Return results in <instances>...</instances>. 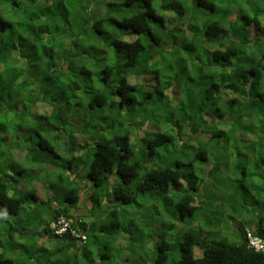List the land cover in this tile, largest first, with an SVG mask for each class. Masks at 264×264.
<instances>
[{
	"label": "trees",
	"instance_id": "1",
	"mask_svg": "<svg viewBox=\"0 0 264 264\" xmlns=\"http://www.w3.org/2000/svg\"><path fill=\"white\" fill-rule=\"evenodd\" d=\"M1 111L0 264H264V0H0Z\"/></svg>",
	"mask_w": 264,
	"mask_h": 264
},
{
	"label": "rangeland",
	"instance_id": "2",
	"mask_svg": "<svg viewBox=\"0 0 264 264\" xmlns=\"http://www.w3.org/2000/svg\"><path fill=\"white\" fill-rule=\"evenodd\" d=\"M169 1L172 2V3H174V4H176V5L178 3H180V2H182V0H169ZM165 2L167 3L168 0H165ZM179 9H185V8L182 7V6H180ZM26 11H27L26 9H18L17 11L8 10V11H6V14H7V17L9 16V18H12V19L15 18L17 20V22H19V19L25 20L24 17H27L29 15V14L25 13ZM173 16L176 19H178V17L175 14ZM173 16L171 15L170 18H172ZM172 21H173V19H172ZM14 26L17 28V27H19V24L14 23ZM221 94H222L223 97H228L229 96V94H228L227 91H223ZM42 108H43V106H38V110H41L42 111ZM47 108H48V106H45L44 112H47ZM48 110H49V108H48ZM8 115H9V113H6L5 111H1L0 112V119L8 118ZM31 118L32 117H30L29 119H26L25 122H23V124H21L22 133H29L28 135H30L31 134V131L35 127L34 124L39 122V121L36 122V121H34L33 118H32L33 120ZM212 128H213V131H215V128L213 126H212ZM198 168H199V166H197V169ZM207 169H208V167H206V170ZM205 172H204L203 176H204L205 182L207 183L208 182V179L205 176ZM227 173L225 174L226 175L225 176V179L228 177L227 176ZM237 177H239L238 174H237ZM227 182H228V180H226L225 183H227ZM233 185H234V182L233 181L230 182L231 189L233 188ZM225 186H227V185L225 184ZM37 189H38L39 195L41 197H44V195H45V189H44V187L43 186H39ZM224 193H225V196L226 195H229L231 193V190H224ZM83 198H84V195L82 194V196L80 198V201L78 202L77 208L71 209V211H73V213L75 215L80 216V215H85L87 213V210H86L87 209V207H86V203L87 202L86 201L84 202L83 201ZM197 199L203 201L202 205L207 201V198H203L202 195H198V198ZM227 208L228 207H226V210L225 211H221L219 209L220 210L219 213L217 215H215V217H217V218L220 217L221 218V220H220L221 227L224 226V225L231 227V223H230V219H229V216H228V210H227ZM163 209H162V211H163ZM206 212L207 211H205L203 209V213H206ZM5 217H7V216H5ZM187 217L189 219H191L189 216H187ZM232 217H234V216H232ZM105 221H107V218H105L104 222ZM179 223H180V226H184L183 223H181V222H179ZM114 231L115 232H119V233L122 232L121 230L118 231L117 229L114 230ZM177 233H178V229L175 228V229L169 230L168 233L165 235V238H166L167 242L173 244L174 245V249H176L175 251H173V254L175 255V260H178L179 257H180V254H179L178 249L180 247V242H182V239L181 238L176 237V234ZM184 233H185V229L180 231V234H184ZM126 237H123V236L120 235L119 238L117 239V242H119L120 245H118V249H119V251H118V257L117 256H114V258H118L117 260H120L121 261L120 262L121 264L124 263L123 262L124 259H128V261H130V263H133V264H153V259H154L153 248L155 246V243L158 241V239L153 240V241H150L151 239L144 238V241L143 242H135L134 243V246H128V242L127 241H129V240H127ZM44 244H45V242H44ZM46 244H49L48 241L46 242ZM50 244H52V245L48 248V250L49 251H55L56 250V247H57V245L55 244V241L54 240H50ZM44 248H46V247H44ZM46 250H47V248H46ZM125 252L127 254H125ZM193 252H194V255L195 254H197V256H200L201 255V253H197V249H195V247L193 248ZM67 255H68V253L67 252H64V256L66 257ZM68 260H70V259H68ZM171 260H172V258L170 257V259L168 261L169 262L168 264H172L171 263Z\"/></svg>",
	"mask_w": 264,
	"mask_h": 264
},
{
	"label": "clouds",
	"instance_id": "3",
	"mask_svg": "<svg viewBox=\"0 0 264 264\" xmlns=\"http://www.w3.org/2000/svg\"><path fill=\"white\" fill-rule=\"evenodd\" d=\"M1 102H2V100H1ZM203 167V173L205 172V176H207V170L209 169V168H211V164H207V165H205L204 164V166H202ZM206 167H208V169L206 170ZM200 168H198V170H199ZM207 178V177H206ZM208 179V178H207ZM210 179H208V181H209ZM230 217V216H229ZM60 218H64V217H59L58 218V220L60 219ZM65 219V218H64ZM57 220V221H58ZM66 220V219H65ZM221 220V219H220ZM220 220H217V222H218V226L219 227H221V224H220ZM57 221H53V222H51L50 223V225H49V227H50V229H51V231H52V233H54V234H56V235H58V236H62L63 234H65L67 231H70V233H71V235L72 236H74V237H77V234H75V230H74V228L73 227H71L70 226V228L66 231V232H64V233H62V234H57L56 233V231H57V226H56V222ZM67 221V220H66ZM68 223H69V221H67ZM181 223H183V222H181ZM184 225H185V223H183ZM70 225V224H69ZM223 227V226H222ZM78 237H80L81 239H82V241L83 240H85L86 239V235H78ZM246 237H247V249H253V250H255V251H261V252H264V239H262V238H258V237H253L252 235H251V233L246 229ZM194 248V247H193ZM195 249H197V253H199V251H201L199 248H197V247H195ZM48 252H52V251H49V250H47ZM193 255H194V252H193ZM196 255V256H195ZM194 256L195 257H198L197 256V254H195ZM119 260H117V262H118Z\"/></svg>",
	"mask_w": 264,
	"mask_h": 264
},
{
	"label": "built area",
	"instance_id": "4",
	"mask_svg": "<svg viewBox=\"0 0 264 264\" xmlns=\"http://www.w3.org/2000/svg\"><path fill=\"white\" fill-rule=\"evenodd\" d=\"M56 226H57V231H56L57 234H62L70 228L69 223L64 218H60L56 222Z\"/></svg>",
	"mask_w": 264,
	"mask_h": 264
}]
</instances>
